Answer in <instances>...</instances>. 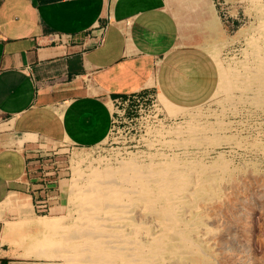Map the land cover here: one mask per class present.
Masks as SVG:
<instances>
[{"label": "crops", "instance_id": "1", "mask_svg": "<svg viewBox=\"0 0 264 264\" xmlns=\"http://www.w3.org/2000/svg\"><path fill=\"white\" fill-rule=\"evenodd\" d=\"M95 25L98 45L50 40ZM221 32L214 0H0V264L19 263L4 223L37 218L24 217L44 195L35 170L58 169L64 150L103 143L114 98L153 92L183 108L205 102L218 81L205 41Z\"/></svg>", "mask_w": 264, "mask_h": 264}, {"label": "rangeland", "instance_id": "2", "mask_svg": "<svg viewBox=\"0 0 264 264\" xmlns=\"http://www.w3.org/2000/svg\"><path fill=\"white\" fill-rule=\"evenodd\" d=\"M238 13L232 27L222 24L221 34L205 41L218 69L214 96L200 106L183 108L150 92L144 95V111L150 116L141 121V130L136 132L137 146L122 148L127 145L123 143V134H113L112 144L104 141L95 147L62 152L58 158L60 180L53 193L55 213L24 216L37 218L16 233L20 238L17 246L8 243L11 250L15 249L16 253H11L18 264H66L64 257L73 255L84 238L85 222L79 204L85 195L86 188L82 187L91 183L94 167H114L120 160L135 156L141 164H146L150 156L155 161L165 156L168 160L187 162L183 166L187 168L185 183L193 173L191 170H199L195 168L198 163L204 164L200 185H188V189L183 185L176 191V195H184L182 220L192 222L194 229L178 230L182 233L177 234L184 238L177 241L179 246L167 254L164 264H264V0H239ZM155 113L157 116L152 117ZM189 122L207 130L194 140L184 133L179 141L186 139L185 147L180 148L174 136L165 131L178 129L179 125L184 129ZM74 169H78V176L72 173ZM133 205L134 222H143L140 206ZM39 218H60L57 227L63 229L40 234L35 223ZM49 254L55 256L48 260Z\"/></svg>", "mask_w": 264, "mask_h": 264}, {"label": "bare ground", "instance_id": "3", "mask_svg": "<svg viewBox=\"0 0 264 264\" xmlns=\"http://www.w3.org/2000/svg\"><path fill=\"white\" fill-rule=\"evenodd\" d=\"M223 78L224 76L221 75L222 80ZM216 92L217 91H214L212 96H214ZM195 110L198 111L199 107L195 108ZM172 113L175 112L172 111ZM223 124H225V122ZM184 127L185 128L183 129V127L179 125L178 129L165 131L166 133L174 136L176 139L174 142H178L179 145H177L180 148L185 147L184 143L186 142V139L179 141L184 133L189 136L190 140H194L195 136L202 134L207 130L204 126L203 127L205 129L203 130L202 125L190 122ZM175 128L177 127L175 126ZM185 164H187V162H180L179 160L173 158L168 160L165 156L157 158L156 161L152 160L150 156L149 161L146 164H141L135 156L133 158L120 160L114 167H94V172H91L93 174L91 183L86 182L85 187H82L86 188L84 189L85 195L82 197L84 198L83 202L79 204V207H81V218L85 222L84 238L73 255L64 257L66 264L68 262V264H164L167 254L169 255V253H172L177 246H179L177 241L184 238L182 236L183 234H177V232H181L178 230L194 229V227L191 226V221V223H189L184 222L185 219L182 220L184 215L182 213L183 205L185 203L184 195H176V191L182 188L183 185H186V189H188V185L190 188L200 185L203 182L201 171L203 169L202 165L204 164H197L195 168H198L199 170L190 169L193 173L189 177L188 181L186 180V183L184 180V171L187 170V168H183ZM77 170L78 169L72 173L78 176ZM83 178L87 180V178ZM74 181L75 180L72 179V183H74ZM67 186L69 185H66V187ZM69 191L67 194H69ZM84 191H82V193ZM64 193H66V191ZM71 197H73V195ZM135 203L140 206V214L144 219L143 222H134L133 217L135 208L133 204ZM60 218L37 219L35 223L38 232L40 234H45L48 230H51L52 232V230L54 231L56 228L60 229L58 228ZM9 224L11 227L6 231L4 239L7 243H11L13 245L15 244L17 246V240H20V238L17 239L16 233L22 231L26 222L18 221L16 223ZM11 251L14 253L15 249H12ZM67 253H69V251ZM47 256V259L50 260L49 256L53 257L55 254H49Z\"/></svg>", "mask_w": 264, "mask_h": 264}, {"label": "built area", "instance_id": "4", "mask_svg": "<svg viewBox=\"0 0 264 264\" xmlns=\"http://www.w3.org/2000/svg\"><path fill=\"white\" fill-rule=\"evenodd\" d=\"M214 4L217 7L218 16L222 24L232 27L234 21L238 20L239 0H214ZM102 31L103 27L95 25L83 36L70 33H55L49 36L51 41L61 47H67L71 43L78 41L82 46H95L101 42ZM59 80H61V77L55 76L40 83L49 85L50 83H55ZM34 83L38 85L39 81H34ZM145 101L146 97L139 93H131L123 97L112 99L110 104V126L104 141L112 144L114 143L113 134H118L119 136L123 134V136H121L123 143H127V145L121 144L124 145L122 148H133L137 146L139 138L135 139L136 132L141 130V121L147 117L149 118L150 116L146 115L147 113L144 111ZM156 116L157 113H155L152 117ZM55 165L56 163L54 162L50 165L52 168H47V164H41L34 172L36 173L38 182L41 184L40 189L44 190V195L42 197H36L33 202L34 211L39 214H48L50 201H53L55 198L53 195L55 191V184H57L58 187V181L60 180V172Z\"/></svg>", "mask_w": 264, "mask_h": 264}]
</instances>
